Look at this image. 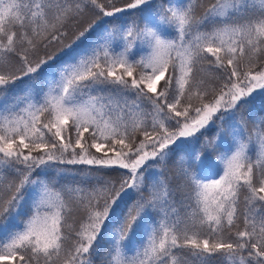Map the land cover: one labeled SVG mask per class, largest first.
I'll return each mask as SVG.
<instances>
[{"label": "snow or ice", "instance_id": "1", "mask_svg": "<svg viewBox=\"0 0 264 264\" xmlns=\"http://www.w3.org/2000/svg\"><path fill=\"white\" fill-rule=\"evenodd\" d=\"M101 241L264 264V0H0V264Z\"/></svg>", "mask_w": 264, "mask_h": 264}, {"label": "trees", "instance_id": "2", "mask_svg": "<svg viewBox=\"0 0 264 264\" xmlns=\"http://www.w3.org/2000/svg\"><path fill=\"white\" fill-rule=\"evenodd\" d=\"M209 2V0H204L205 5ZM193 3H196V0H193ZM200 11L202 12L203 9H200ZM25 86L24 83L21 82H17V84L15 85V87L12 89V91H19L21 88H23ZM219 123V122H217ZM249 128H252V125L249 124ZM73 167V166H70ZM175 172V169L173 170ZM177 199H179V197H177ZM107 244H105V242L101 241L100 246H99V252L98 255L95 257L96 260V264H102L103 261H105L107 259L105 253L107 250Z\"/></svg>", "mask_w": 264, "mask_h": 264}]
</instances>
